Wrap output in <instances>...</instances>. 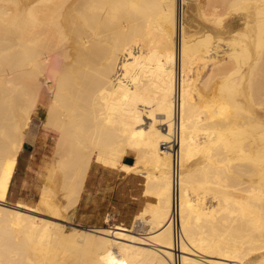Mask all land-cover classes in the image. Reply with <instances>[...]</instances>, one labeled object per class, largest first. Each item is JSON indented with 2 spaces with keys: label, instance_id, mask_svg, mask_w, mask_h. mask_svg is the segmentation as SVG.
<instances>
[{
  "label": "bare ground",
  "instance_id": "6f19581e",
  "mask_svg": "<svg viewBox=\"0 0 264 264\" xmlns=\"http://www.w3.org/2000/svg\"><path fill=\"white\" fill-rule=\"evenodd\" d=\"M93 163L141 177L129 227L73 224ZM222 261L264 264V0H0V264Z\"/></svg>",
  "mask_w": 264,
  "mask_h": 264
},
{
  "label": "crops",
  "instance_id": "0c3cea01",
  "mask_svg": "<svg viewBox=\"0 0 264 264\" xmlns=\"http://www.w3.org/2000/svg\"><path fill=\"white\" fill-rule=\"evenodd\" d=\"M29 148L28 145L24 144L23 150L18 156V165L9 185L10 190L7 193L9 200H6L9 203H14L19 199L26 201L27 193L33 189L29 180V172L34 159L28 151ZM123 157L121 159L122 165L133 163L132 156L125 155ZM123 172L118 169L103 167L97 163L91 165L72 214L71 219L74 225L104 227L107 226V223L103 220L108 215L110 223L129 226L133 215L144 204L140 202L141 177L137 174ZM26 184L29 185L26 186ZM10 191L11 194H9Z\"/></svg>",
  "mask_w": 264,
  "mask_h": 264
},
{
  "label": "rangeland",
  "instance_id": "374dc122",
  "mask_svg": "<svg viewBox=\"0 0 264 264\" xmlns=\"http://www.w3.org/2000/svg\"><path fill=\"white\" fill-rule=\"evenodd\" d=\"M199 1L202 2L203 0H199ZM45 90L46 89H45V85H44L43 91H45ZM45 100H46V96H44L43 101L45 102ZM54 141H55V137L53 136V133L44 132V131L40 130V132L38 133V135L35 139L34 144H32V145L26 144L30 147L28 149V151L31 153V155L33 156V159H34L33 165L30 166V172H29V180L31 181L30 183L32 184L33 189L31 192L27 193V199H26L27 203H29L30 200L32 203L35 202L38 195H39V189L43 185L45 177L48 173V169H49V165H50V161H51V157H52V145H53ZM28 185L29 184H26V186H28ZM141 187H142V185H141ZM141 199L142 198H141V191H140V200ZM143 204L145 205V203H143ZM147 205H149V203H147ZM60 223H64L65 225H67L66 226L67 228L66 227L65 228L68 230V228H69L68 224L66 222H64V220L60 219ZM126 227H129V226H126ZM140 229L143 231L144 227H135L134 231L140 232L139 231ZM124 233L127 235H130V236H137V235H134L130 232H124ZM128 243L133 244V242H130V241ZM209 259H211V258H209ZM211 260H213V258ZM216 260H218V259H216ZM216 260H214V261H216ZM218 262H221V261L218 260ZM222 262L225 264H233L234 263V262H228V261H222ZM237 264H240V263H237Z\"/></svg>",
  "mask_w": 264,
  "mask_h": 264
}]
</instances>
